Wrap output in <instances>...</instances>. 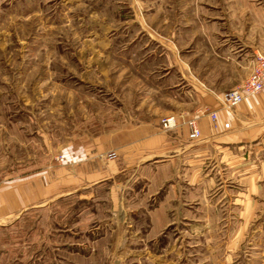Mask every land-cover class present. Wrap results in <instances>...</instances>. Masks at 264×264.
Masks as SVG:
<instances>
[{
    "label": "crops",
    "instance_id": "0c3cea01",
    "mask_svg": "<svg viewBox=\"0 0 264 264\" xmlns=\"http://www.w3.org/2000/svg\"><path fill=\"white\" fill-rule=\"evenodd\" d=\"M126 2L139 7L142 0ZM157 19L135 15L116 25H134L149 39L163 37L182 81L170 87L171 106L127 111L119 127L98 134L74 133L57 147L63 159L56 164L29 170L24 164L25 171L0 172V236L22 218L72 201L77 240H59L56 248L64 264H97L103 258L107 264H250L255 250L264 249V90L227 110L221 102L223 88L235 87V82L222 87L193 81L189 64L177 62L176 31L160 35ZM105 45L108 54L120 52L142 70L153 61L143 59L153 52L138 55L125 43L116 49L113 40ZM254 57L252 49L232 61L244 68L237 82L249 75ZM160 99L153 97L158 104ZM213 111L216 126L209 115ZM162 114L196 117L200 137L190 140L185 125L163 131ZM133 115L139 121L129 122ZM108 151L117 159L105 161ZM99 202L104 207L97 212L93 206ZM75 203L88 208L77 209ZM80 218L98 223L83 233L84 244ZM2 248L11 244L0 241ZM4 256L0 251V264H14Z\"/></svg>",
    "mask_w": 264,
    "mask_h": 264
},
{
    "label": "rangeland",
    "instance_id": "374dc122",
    "mask_svg": "<svg viewBox=\"0 0 264 264\" xmlns=\"http://www.w3.org/2000/svg\"><path fill=\"white\" fill-rule=\"evenodd\" d=\"M126 1L0 0L1 176L25 171L20 166L24 164L29 170L61 162L57 147L74 133L98 134L119 127L127 111L171 106L170 87L182 81L163 37L149 39L134 25H116L119 20L135 15L158 18L160 35L176 31L177 62L186 61L187 74L205 86L242 84L247 77L241 82L237 77L244 68L232 61L252 49L255 54L264 51V0H142L139 7ZM88 17H93L90 25ZM106 40H113L116 49L122 43L135 47L138 55L153 52L143 58L153 61L144 70L129 65L122 53L103 50ZM91 47H96L93 53ZM156 95L159 104L153 101ZM168 115L175 114L161 117ZM134 116L128 121H139V115ZM176 119L177 126L187 127L189 118ZM111 154L115 152H106L103 159L116 160ZM75 204L80 210L88 208L86 203ZM97 204L93 208L100 212L104 206ZM73 207L72 201L53 203L49 213H33L11 232L1 233L0 241L11 244L10 249H0L4 258L14 264H64L58 241L77 240ZM80 220L84 244L83 233L98 223ZM254 253L250 264H264V249ZM100 261L97 264H107L105 258Z\"/></svg>",
    "mask_w": 264,
    "mask_h": 264
},
{
    "label": "built area",
    "instance_id": "2783aa9c",
    "mask_svg": "<svg viewBox=\"0 0 264 264\" xmlns=\"http://www.w3.org/2000/svg\"><path fill=\"white\" fill-rule=\"evenodd\" d=\"M264 90V51H257L254 57V65L247 78L242 84L225 91L221 96V102L224 108L231 110L239 105L247 96L255 95ZM210 118L216 126V112L209 113ZM175 115H168L160 118V127L164 131H169L177 126ZM188 128V138L196 140L200 137V129L195 118H189L186 121ZM224 128H229V123H224ZM111 154L109 157H115Z\"/></svg>",
    "mask_w": 264,
    "mask_h": 264
}]
</instances>
